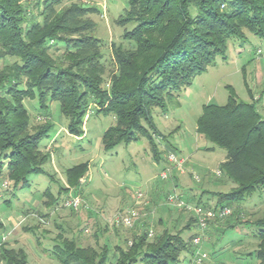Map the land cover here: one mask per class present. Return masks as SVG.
<instances>
[{
    "label": "trees",
    "instance_id": "obj_1",
    "mask_svg": "<svg viewBox=\"0 0 264 264\" xmlns=\"http://www.w3.org/2000/svg\"><path fill=\"white\" fill-rule=\"evenodd\" d=\"M59 1L35 0L36 19L28 11L29 0H0V61L12 60L0 66V181L12 192L28 190L32 175H47L44 166L51 152L40 144L53 128L49 102L58 104L69 135H84V118L94 106L95 114L114 118L101 137L104 151L145 139L153 161H163L166 152L158 144L159 138L162 142L165 138L153 124L154 110L178 107V93L216 58H224L230 41H244L246 34L264 41V0H127L115 24L134 26L123 34L127 47H111L112 70L108 71L101 41L89 35L96 28L91 16L99 13L98 8L71 3L55 14ZM228 93L225 104L202 108L196 133L225 151L218 170L234 187L226 193L206 192L216 199L214 206L201 197L194 204L234 208L226 218L211 221L207 231L220 222L224 234L254 227L256 249L247 255L264 264V212L256 221L244 222L240 217V204L264 188V119L252 96L246 103L230 87ZM25 100L35 101L44 113L41 124L31 123ZM87 170L88 163L65 169L67 187L61 186L56 196L45 191L47 204L56 205L62 193L66 194L62 203L78 195ZM181 210L190 218L175 233L163 230L150 240L146 227L132 235L126 231L130 228L111 224L117 231L125 230L117 233L119 241L113 248L81 246L58 234L51 252L60 264H179L184 253L191 255L190 262L194 234L184 238L182 233L195 225V219ZM0 261L27 264V255L22 248H8L1 242Z\"/></svg>",
    "mask_w": 264,
    "mask_h": 264
},
{
    "label": "rangeland",
    "instance_id": "obj_2",
    "mask_svg": "<svg viewBox=\"0 0 264 264\" xmlns=\"http://www.w3.org/2000/svg\"><path fill=\"white\" fill-rule=\"evenodd\" d=\"M34 2L35 0H29L28 11L37 19ZM71 3L98 8L99 13L91 16L96 28L89 35L101 41L103 62L108 71L112 70L111 47L118 45L127 47L128 43L123 40V34L134 26V23L124 27L115 24L117 17L127 7V0H60L55 6V14L64 11ZM10 62L12 60L0 61V66ZM228 87L243 102L250 103V96L257 100V111L264 119V41L261 38L246 34L244 41H230L225 57L216 58L205 73L193 78L191 84L178 93V107L168 105L165 112L154 110L153 124L157 132L165 138L164 142L159 138L158 144L160 149L166 152L162 154V157L165 156V161L161 160L158 164L152 160L145 139H139L129 145H120L111 151L102 149L101 137L114 124L111 114H95V108L91 106L90 112L84 118V135L77 138L69 135L66 130L67 121L60 115L58 104L49 102L50 118L48 120L53 124V128L42 140L40 147L46 146V149L51 152V159L45 164L44 170L47 175L55 177L56 181L50 182L46 179V175H32L29 177L30 188L15 191L14 195L21 197L32 194L36 197L39 191H44L48 187L53 188L55 192L54 188L57 185L62 186L61 181L65 183L63 173L65 169L86 162L88 163L87 173L80 180L78 195L74 196L81 201V204L78 210L62 207V198L66 194H62V198L56 205H44L43 201L47 198L39 197L38 202L32 208L19 205L20 207L16 209V201L11 206L0 202V219L6 226L12 223L14 226L10 232L0 233V238L5 237L6 247L17 246L13 245L9 239L19 241L17 248L25 251L27 264H48L40 252L44 248L47 249L49 244L43 242L37 245L36 238L42 236L44 241L52 240L59 234L63 238L71 239L73 234L78 232V228L72 224L81 211H87L90 214L88 218L90 224L82 228L89 233L86 235L82 233L83 236H96V244L92 237L89 239L93 246L102 244L112 246L113 238L110 234L113 232L124 234L125 230L122 227H119L118 231L115 230L109 220L115 213L123 211L126 205L122 208L115 205L108 213L104 212L102 205L107 207V204L110 206L117 204L118 197L125 191L128 194L134 192L136 194L140 190L145 202L149 201L146 206L144 202L138 201L141 205L136 203L137 201L134 203L136 196L133 197L130 194L129 207H126L140 208L141 215L132 228L126 229L132 235L139 233L142 227H146L147 231L151 230L153 234L163 230L175 233L184 228L189 221L190 214L166 205L167 195H180L184 201L194 204L198 199L194 196L200 193H203L200 194L201 196H206V192L226 193L234 187L232 182L216 175L219 164L224 161L225 151L205 141L196 133V122L202 113V108L210 104H225L229 94ZM24 106L31 115L33 125L41 124L46 119L44 113L37 108L35 101L25 100ZM173 149H176L179 158L186 161L183 168L184 176L180 178L179 185H175L171 180L172 176L174 177V171H179L167 161L166 156L168 151ZM167 169L171 170L170 176L168 180L162 181L159 175ZM191 171L198 177V180L193 179ZM153 181L158 183L159 193L156 195L157 198L150 203L148 189ZM2 183L0 181V201L6 202L5 200L11 197L12 190L8 186L4 188ZM206 197L212 198L211 195ZM240 206L241 221H256L264 212V188L246 198ZM169 209L173 210L169 211ZM234 211L235 209L232 208L231 213ZM40 214L45 216L41 217ZM179 215L182 217H178ZM175 217L179 222L176 223L173 220ZM158 218L162 220L160 225L157 223ZM230 219L233 221V217ZM220 223L205 233L201 252L205 257L207 256L208 260L206 259L207 261L203 264H257L253 254L247 255L256 249L257 242L252 237L256 229L252 226H242L224 234L222 232L224 222ZM192 225L193 223L183 231L182 237L186 238L196 233L195 225ZM24 227L31 228V233L36 232L34 235L24 233ZM237 241L240 243L237 244ZM182 256L189 259L191 255L184 253ZM0 264L3 263L0 261ZM52 264L59 263L54 261Z\"/></svg>",
    "mask_w": 264,
    "mask_h": 264
},
{
    "label": "built area",
    "instance_id": "obj_3",
    "mask_svg": "<svg viewBox=\"0 0 264 264\" xmlns=\"http://www.w3.org/2000/svg\"><path fill=\"white\" fill-rule=\"evenodd\" d=\"M167 161L173 165V167L178 170L180 173H184V164L185 160L182 158H179V156L175 152H168ZM170 169H167L165 171H162L159 175L160 179L162 181L168 180L170 176ZM191 175H193V179L198 180V177L194 175L191 171ZM217 176H220V171L218 170L216 172ZM3 187H7V183H3ZM135 198L137 201L144 202V195L141 193V191H137L135 194ZM81 201L78 198L72 197L62 203V207L72 209V210H78L80 207ZM166 205H171L172 207L183 209L186 212L191 213L194 216L195 219V228L196 233L194 234V237L192 239V243L195 247V252L193 253V256L191 257V260L189 264H203L206 260V257L201 252V245L205 237V233L208 229V225L211 221L216 220H222L230 215L231 210L230 208H206L201 205H195L185 202L182 198L179 197V195H172L169 194L166 197L165 200ZM141 218L140 215V208L132 207L129 209H126L124 212H119L114 214V216L109 220V223L122 226L125 228H132L135 223ZM153 235V232L149 230L148 237L151 238ZM5 241V237L3 236L0 240L1 242Z\"/></svg>",
    "mask_w": 264,
    "mask_h": 264
},
{
    "label": "crops",
    "instance_id": "obj_4",
    "mask_svg": "<svg viewBox=\"0 0 264 264\" xmlns=\"http://www.w3.org/2000/svg\"><path fill=\"white\" fill-rule=\"evenodd\" d=\"M227 100V99H226ZM147 147H148V149H149V146H148V144H147ZM176 150V149H175ZM149 152H150V149H149ZM151 154V153H150ZM151 158H152V154H151ZM225 159V158H224ZM153 160V159H152ZM160 162V161H159ZM159 162H155V163H159ZM223 162V161H222ZM221 162V163H222ZM86 163V162H85ZM179 172H175L174 171V173H173V175H174V177L172 176V182H174V184L175 185H179L180 184V178L182 177V176H184L183 175V173H179ZM47 176V175H46ZM65 178V177H64ZM46 179H48L50 182H55L56 181V178L55 177H51V175L49 176H47V178ZM62 183V187H67V184H66V179H65V183L63 182V181H61ZM50 185V184H49ZM61 187V185L59 184V185H57V187L56 188H54V189H56V194H54L55 192H53V188L51 189L50 187H48V188H46L44 191H39L38 192V196H36V197H34L32 194L31 195H23V196H21V197H17V196H15L14 195V192H12V194H11V197H9V198H7L5 201L6 202H4V201H0V202H3V203H5V205H8V206H11L12 204H13V202L14 201H16V205H17V207H16V209H18L21 205H25V206H27V207H33L37 202H38V200L37 199H39V197L41 198V197H45V195H44V192L45 191H49L50 193H52L53 195H57L58 194V192H59V188ZM148 191H150V194H149V200H150V203L154 200V198H157L156 197V195L159 193V186H158V183L157 182H152L151 184H150V186H149V189H148ZM62 194H64V193H62ZM130 194H132L133 195V197H135L134 195H135V192L134 193H130ZM130 194H128L126 191H125V193L123 192L122 193V195H120L119 197H118V199L117 200H119V202L116 204V203H114L113 205H108L107 204V207L105 206V205H102V208H103V210H104V212H111L112 210H113V208L115 207V205L116 206H119V207H121L122 208V206H124V205H126V206H128V201H129V197H131V195ZM200 194H202V193H200ZM200 194H198L197 196H194V197H196V198H200L199 196H201ZM146 195H147V193H146ZM205 195H203V196H201L202 197V200L205 202V203H208L209 205H211V206H214L215 205V198H208V197H204ZM46 198V197H45ZM183 198V197H182ZM42 200V199H41ZM47 201H48V199L46 200V201H43L44 203V205H49V204H47ZM137 200H135L134 199V203L136 202ZM149 202V201H148ZM147 202V200H146V202H145V206L146 205H148L149 203ZM136 203H138V201L136 202ZM138 204H140L141 205V203H138ZM143 204V203H142ZM20 205V206H19ZM125 206V208L124 209H126L127 207ZM129 207V206H128ZM106 209V210H105ZM168 210V209H167ZM170 210H173V209H169V211ZM178 217H182V216H178ZM88 218H90V214H89V212H84V211H81L80 213H78L77 214V216H76V218H75V222L72 224V225H75V228L77 227L78 228V232H77V234H76V232L73 234V236H72V239H74V240H76L79 244H81V246H83L82 244L83 243H85L86 245H84V246H91V247H93V244H91V240H89L91 237H92V240H94V243L96 244L97 242H95L96 241V236H83V234L84 235H86V234H88L89 233V231H87V230H83L82 228H83V226H87V225H89L90 224V222H89V220H88ZM176 219V220H175ZM16 220V219H15ZM173 220L177 223V222H179V221H177V218L175 217V218H173ZM14 221V220H13ZM161 219L160 218H158V224L160 225L161 224ZM57 223V222H56ZM55 225V224H54ZM58 226L60 225L59 223L57 224ZM13 227V228H12ZM26 228V227H25ZM10 229L11 230H13L14 229V226H13V223L12 224H9L8 226H6L5 225V223L0 219V233L1 234H3L4 232L5 233H8V232H10ZM27 229V231H24L25 229H23V231H24V233H29V234H33L34 235V232H36V231H34L33 233H31V228H26ZM107 230H105V232H106ZM83 233V234H82ZM81 234V235H80ZM38 235V234H37ZM111 235V237L113 238V240H112V246H110L111 248H113V247H115L117 244H118V241H119V239H118V235L115 233V232H113V233H111L110 234ZM16 236H18V235H16ZM39 236V235H38ZM11 237H13V235H11ZM15 237V236H14ZM56 238H57V235L55 236V238H52V240L51 239H47V240H43V238H42V236H39L38 238H36V244L37 245H40V244H43V242H48L47 244H49V246H48V248L47 249H43L41 252H40V254H41V256H43V259L48 263V264H52L54 261H56L57 263H59L60 264V262L57 260V258H56V256L51 252V250L53 249V247L56 245ZM79 238V239H78ZM45 239V238H44ZM82 239V240H81ZM9 241H11V243L13 244V245H17L18 246V244H20V242L19 241H14V240H10L9 239ZM79 241H81V242H79ZM18 243V244H17ZM17 246H14V247H11V248H13V249H18L17 248ZM112 258L114 257V252H111V255H110ZM189 259L187 258V257H185V256H181V261L179 262V264H188V261Z\"/></svg>",
    "mask_w": 264,
    "mask_h": 264
}]
</instances>
